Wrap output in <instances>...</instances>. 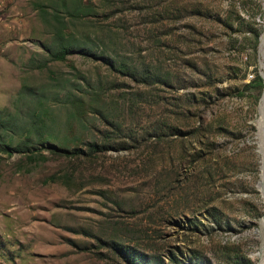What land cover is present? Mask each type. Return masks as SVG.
Listing matches in <instances>:
<instances>
[{"label": "rangeland", "instance_id": "1", "mask_svg": "<svg viewBox=\"0 0 264 264\" xmlns=\"http://www.w3.org/2000/svg\"><path fill=\"white\" fill-rule=\"evenodd\" d=\"M263 32L264 0H0V264H260Z\"/></svg>", "mask_w": 264, "mask_h": 264}, {"label": "trees", "instance_id": "2", "mask_svg": "<svg viewBox=\"0 0 264 264\" xmlns=\"http://www.w3.org/2000/svg\"><path fill=\"white\" fill-rule=\"evenodd\" d=\"M60 51L58 53H56L55 55L57 57H60V58H63L65 57L68 53L71 52L70 50V47L66 44H63L60 48ZM249 87H254L256 89H258L259 91H262L264 89V79L263 77L258 74L256 76V78L254 80H252L249 84H248ZM50 150L54 153H61L63 151L57 149V148H54V147H51ZM103 150V147L99 146L97 143H91L90 144V148H89V151L92 153H97V152H100ZM34 153V152H33ZM68 153V152H66Z\"/></svg>", "mask_w": 264, "mask_h": 264}, {"label": "bare ground", "instance_id": "3", "mask_svg": "<svg viewBox=\"0 0 264 264\" xmlns=\"http://www.w3.org/2000/svg\"><path fill=\"white\" fill-rule=\"evenodd\" d=\"M262 151H264V148H262ZM264 153V152H263ZM262 191H263V194H264V161H263V178L261 180V185H260ZM264 222V220H263ZM261 258H262V261L260 264H264V252L261 254Z\"/></svg>", "mask_w": 264, "mask_h": 264}, {"label": "water", "instance_id": "4", "mask_svg": "<svg viewBox=\"0 0 264 264\" xmlns=\"http://www.w3.org/2000/svg\"><path fill=\"white\" fill-rule=\"evenodd\" d=\"M263 34H264V32H263ZM263 34H262V36H263ZM262 36H261V44H260V51H261V55H262V57H263V60H262V63H264V50L262 51ZM263 77V79H264V75L262 76ZM263 94H264V92H263ZM260 181V180H259ZM259 184V183H258Z\"/></svg>", "mask_w": 264, "mask_h": 264}, {"label": "built area", "instance_id": "5", "mask_svg": "<svg viewBox=\"0 0 264 264\" xmlns=\"http://www.w3.org/2000/svg\"><path fill=\"white\" fill-rule=\"evenodd\" d=\"M253 77V76H252Z\"/></svg>", "mask_w": 264, "mask_h": 264}]
</instances>
